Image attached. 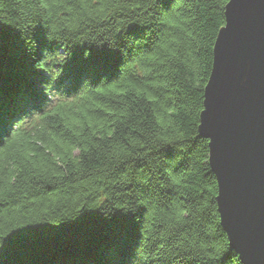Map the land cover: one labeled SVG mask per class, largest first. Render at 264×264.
I'll return each mask as SVG.
<instances>
[{
	"label": "trees",
	"instance_id": "obj_1",
	"mask_svg": "<svg viewBox=\"0 0 264 264\" xmlns=\"http://www.w3.org/2000/svg\"><path fill=\"white\" fill-rule=\"evenodd\" d=\"M228 0H0V264H241L198 132Z\"/></svg>",
	"mask_w": 264,
	"mask_h": 264
},
{
	"label": "water",
	"instance_id": "obj_2",
	"mask_svg": "<svg viewBox=\"0 0 264 264\" xmlns=\"http://www.w3.org/2000/svg\"><path fill=\"white\" fill-rule=\"evenodd\" d=\"M198 132L229 247L241 264H264V0L225 4Z\"/></svg>",
	"mask_w": 264,
	"mask_h": 264
}]
</instances>
